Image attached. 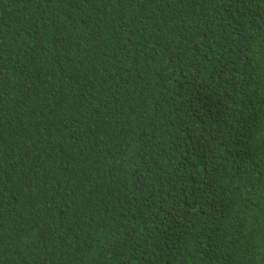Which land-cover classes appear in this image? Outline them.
Instances as JSON below:
<instances>
[{"label":"trees","instance_id":"trees-1","mask_svg":"<svg viewBox=\"0 0 264 264\" xmlns=\"http://www.w3.org/2000/svg\"><path fill=\"white\" fill-rule=\"evenodd\" d=\"M0 264H264V0H0Z\"/></svg>","mask_w":264,"mask_h":264}]
</instances>
